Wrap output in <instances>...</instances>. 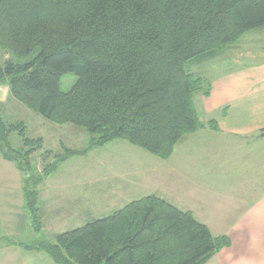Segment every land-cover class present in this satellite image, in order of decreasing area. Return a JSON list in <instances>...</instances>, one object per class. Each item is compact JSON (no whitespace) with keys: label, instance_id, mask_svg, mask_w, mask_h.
Here are the masks:
<instances>
[{"label":"trees","instance_id":"1","mask_svg":"<svg viewBox=\"0 0 264 264\" xmlns=\"http://www.w3.org/2000/svg\"><path fill=\"white\" fill-rule=\"evenodd\" d=\"M263 26L264 0H0V47L19 60L0 66V84L51 122L90 135L84 149L45 151L43 160H54L35 172L30 155L43 140L0 116V153L23 174L32 227L42 228L39 185L70 156L125 139L167 159L184 135L216 129L198 118L193 95L209 91L185 65ZM67 73L76 80L64 92ZM14 132L21 148L9 142ZM226 245L190 211L152 194L25 247L56 264H205Z\"/></svg>","mask_w":264,"mask_h":264},{"label":"crops","instance_id":"2","mask_svg":"<svg viewBox=\"0 0 264 264\" xmlns=\"http://www.w3.org/2000/svg\"><path fill=\"white\" fill-rule=\"evenodd\" d=\"M213 58L218 64L201 65ZM187 63L186 70L201 77L209 91L193 95L198 118L217 128L184 135L167 159L131 152L123 166H116L120 190L114 196L120 201L124 191L144 188V196L154 194L190 211L213 236H225L228 245L205 264H264V136L259 135L264 130V26ZM49 178L39 185L42 228L46 219L60 223L65 204L75 207L80 200L77 194L62 196L65 188L51 186ZM32 238L36 230L25 208L23 174L0 153V264H56L46 252L25 247L35 243Z\"/></svg>","mask_w":264,"mask_h":264},{"label":"rangeland","instance_id":"3","mask_svg":"<svg viewBox=\"0 0 264 264\" xmlns=\"http://www.w3.org/2000/svg\"><path fill=\"white\" fill-rule=\"evenodd\" d=\"M7 60L19 61L12 53L0 47V66H3ZM218 61L219 58H213L205 60L201 65L213 66L218 64ZM75 80L74 73L63 75L60 89L64 92L68 91ZM4 85L0 84V99L2 101L0 102V116L9 123L22 122L27 138L43 140L42 147L30 155L35 172H41L44 164L54 160L53 155L43 160L45 151H52L55 155L62 153L63 147L80 150L88 146L90 135L84 128L71 123L59 125L51 122L13 98L9 89L7 90ZM9 142L14 148L22 147V139L17 132L10 135ZM124 147H130L127 149H131V151L124 150ZM134 151L144 153V150L130 144L125 139H116L103 146L92 148L85 155H73L61 162L58 168L49 175V183L52 184L51 186L65 188L61 191L62 196L65 194L71 197L69 195L77 194L80 200L76 202L78 205L75 207L73 206L76 204L72 202L65 204L62 211L63 219L60 223L53 224L49 219L43 221L44 228H41L40 232L36 231V239L32 238L31 241L51 242L57 232L71 230L96 218H101L123 206V203L118 202H124L125 205L146 195L147 193H144L146 189L142 188L136 191H124L121 193L120 201L114 196L120 190L117 189L120 186L118 183L116 186L117 179H119L116 166H123L126 163V156L131 152L134 156ZM48 194L50 200L54 201L56 190L48 189ZM130 197L131 199H129Z\"/></svg>","mask_w":264,"mask_h":264}]
</instances>
